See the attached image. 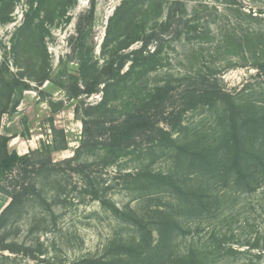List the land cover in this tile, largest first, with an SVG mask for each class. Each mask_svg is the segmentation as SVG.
Instances as JSON below:
<instances>
[{
  "label": "rangeland",
  "instance_id": "1",
  "mask_svg": "<svg viewBox=\"0 0 264 264\" xmlns=\"http://www.w3.org/2000/svg\"><path fill=\"white\" fill-rule=\"evenodd\" d=\"M123 1L0 0V135L8 138L9 152L23 154L42 142L60 140L63 130L67 145L53 152L52 159L75 154L83 137L78 116L100 101L103 81L112 76L105 65L115 51L128 53L142 45L135 41L116 50L134 22L163 43L159 66L140 78L144 88L171 80L176 92L184 77L198 86L194 74L202 70L235 101L264 106V0H138L135 11L120 23L111 18ZM176 3L186 5L184 16L178 13L170 26L161 28ZM185 23L190 31L178 36ZM159 41L152 39L148 50L154 52ZM130 63L126 59L120 73ZM114 89L109 94L112 118L119 116L123 101L138 108L135 90ZM168 111L160 110L157 125L178 141L182 132L170 130L162 119ZM213 114L190 109L181 115L182 127L210 128ZM90 134L101 143L107 136L96 126ZM150 137L136 136L133 148L119 156L107 154L99 143L96 150L88 149L84 157L91 162L85 172H96L91 176L98 198L82 176L68 169L61 180L64 194L58 187L43 192L48 202L54 197L51 206L26 201L8 213L0 227V264H168L189 253L199 264H264V182L248 194L228 185L226 200L212 214L185 211L171 184L153 177L170 170L173 152ZM99 165L104 168L95 169ZM15 172L2 177L0 188L12 186ZM196 177L186 178L185 186L197 187ZM215 188L210 184L206 192ZM8 203L0 192V212ZM166 219L169 229L160 233L159 223ZM212 237L223 246L217 253L216 247L208 249ZM141 238L144 245L128 254L130 242ZM205 249L210 254L202 255Z\"/></svg>",
  "mask_w": 264,
  "mask_h": 264
},
{
  "label": "trees",
  "instance_id": "2",
  "mask_svg": "<svg viewBox=\"0 0 264 264\" xmlns=\"http://www.w3.org/2000/svg\"><path fill=\"white\" fill-rule=\"evenodd\" d=\"M137 1H123L111 19L123 22L124 17L131 15L128 13L131 9L135 11ZM176 1L182 2L183 0ZM185 7L186 5L182 3L172 5L167 17L168 22H162L161 28L170 26L178 13L182 16ZM239 10L240 8L235 9V11ZM140 27L134 22L131 33L123 39V43L116 44V50L126 48L135 41H141V47L128 53L118 54L115 51V58L112 57L105 65V69L112 70L113 73L109 74L112 75L110 78L103 81L105 83L102 98L96 103L87 105L84 114L81 117L78 116L82 123L83 137L73 156L59 161L52 159L53 152L62 150L67 145L63 130L60 132V140L42 142L40 147L30 149L23 154L16 150L9 152L8 138L0 135V180L4 175L8 176L9 172L16 171L12 178L14 180L12 186L10 188L1 186L0 188V192L9 197L8 205L0 212V227L6 224L5 219L8 213L12 214L26 201H41L50 206L51 203H55L54 197L48 202L43 197V192L47 194L58 187L59 191L64 194V185L61 180L68 169L82 176L86 185L92 189L89 193L98 198L99 189L91 176L96 172L93 169L85 172L91 161L88 158L85 159L84 156H89L92 147L98 143L103 144L102 149L106 148L107 154L123 155L127 153L130 146L133 148L135 145L134 138L142 134L151 136L149 139L158 137L157 145L161 148L167 147L173 152L171 155L173 165L170 170L153 175V177L160 176L167 184H171L174 191L179 193V201H182L181 204L186 209L185 211L212 214V211L219 208L226 200L223 196L227 195L225 190L229 188L228 185L239 187L241 192L248 194L264 182V106H256L246 100L235 101V97L218 86L213 76L203 73L202 70L194 74L198 80V86L194 84V79L191 85L186 83L187 79L184 77L183 80H179V88L176 92H173L175 88L171 80L144 88L140 84V78L159 66L163 43L155 32L151 31L149 35L144 29L140 30ZM184 31H190L188 24L177 29V35L179 36ZM203 33H205L204 30L200 31L198 37H201L200 34ZM223 37L225 40L228 35L224 34ZM154 38L160 41L154 52H150L147 46ZM126 59L131 61L130 66L127 71L120 73ZM123 86H129L139 95L136 100L139 104L136 106L138 108L135 107L134 110L129 101H123L120 105L119 116L112 118L110 114L113 108L109 106L111 101L109 94L114 92V88ZM92 89L88 85L87 91H92ZM111 89L112 92H109ZM168 108L167 116L162 119L170 126V130L177 129L178 132H182L183 138L181 137L178 141L174 138L170 140V131L157 125L158 113ZM190 109L214 112V122L211 127H196L191 130L182 127L181 115ZM91 126H96L107 133L103 143H101L102 140L99 141L90 134ZM171 142L174 146H169ZM176 142L179 145H175ZM89 148L91 149L88 152ZM104 165L101 168L99 165L95 169H102ZM46 176V182L35 180ZM190 176L193 178L197 176L199 183L197 187L185 186L184 180ZM202 183L206 187L214 184L216 187L214 192L207 193ZM169 223L168 219L160 221L159 224L162 227L160 233L167 232ZM143 245L142 238L130 242L127 248L128 254L131 255ZM209 245L211 247L209 246L208 249L216 247V250H213L214 253L223 247L222 243L221 245L213 243V237ZM208 249L203 250L202 255L210 254ZM189 254L180 262L176 259L170 260L168 264H199L198 257L194 253ZM200 257L205 259V256Z\"/></svg>",
  "mask_w": 264,
  "mask_h": 264
}]
</instances>
